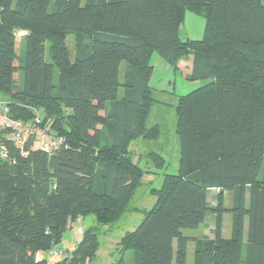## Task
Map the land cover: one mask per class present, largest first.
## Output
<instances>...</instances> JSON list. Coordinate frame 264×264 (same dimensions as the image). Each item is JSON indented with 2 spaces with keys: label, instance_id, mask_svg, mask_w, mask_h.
Here are the masks:
<instances>
[{
  "label": "trees",
  "instance_id": "1",
  "mask_svg": "<svg viewBox=\"0 0 264 264\" xmlns=\"http://www.w3.org/2000/svg\"><path fill=\"white\" fill-rule=\"evenodd\" d=\"M187 12L207 21L202 43L180 37ZM154 53L175 69L191 55V80L212 81L178 99L179 172L151 190L156 204L122 237V251L134 250L135 264H187L192 238L183 231L213 213L214 238L193 239L195 264H264V0H0V97L11 118L39 116L65 139L51 155L23 156L8 143L10 158L0 159V264H47L37 253L59 247L89 216L97 226L58 264L95 257L99 228L120 221L145 174L131 142L159 136L158 126L148 127ZM221 189L233 193L232 208L223 194L209 204V191ZM226 212L230 238L222 234Z\"/></svg>",
  "mask_w": 264,
  "mask_h": 264
},
{
  "label": "rangeland",
  "instance_id": "2",
  "mask_svg": "<svg viewBox=\"0 0 264 264\" xmlns=\"http://www.w3.org/2000/svg\"><path fill=\"white\" fill-rule=\"evenodd\" d=\"M53 9V3L51 5ZM23 33L18 34L17 50L19 52L20 61L25 58V42L22 41ZM180 37L183 40L188 39V33L185 25L181 28ZM67 46L74 58L76 42L75 36L69 35L67 38ZM191 55L183 58L177 69L166 63L158 53H154L151 64L154 68L150 79V86L153 90L155 103L152 106L151 114L148 120V127H159V136L155 140H144L138 138L131 142L129 150L133 156L134 162L144 170L145 174L142 178L141 185L137 188L136 194L129 204V210L124 213L119 222L112 226H101L98 230L99 247L95 257L88 260L86 264H113L123 258L124 264H135L136 252L134 250L122 251L120 240L128 232H134L145 218V212H149L156 204L157 199L151 194L152 189H160L163 185L166 175H176L179 172V151L180 143L176 133L177 115L176 108L179 98L188 95L197 90L201 86L206 85L212 80L207 81H192L188 73L190 70ZM46 59L49 60L47 54ZM129 70L126 63L121 64L119 80L121 84L125 82V74ZM18 87L23 86L22 71L19 74ZM55 82H58V72L55 74ZM125 91L123 87L119 88L118 98L124 97ZM2 100V98L0 97ZM151 153L158 154L165 159V165L159 167L152 159ZM264 166L259 174V179L263 180ZM249 190L247 191V195ZM212 200L215 199V194ZM224 205L227 208L232 207V192L223 194ZM213 201H210V204ZM248 205V199L246 200ZM231 206V207H230ZM215 220V219H213ZM247 220V219H246ZM212 216H208L198 229L184 230L186 236L202 238L209 236ZM82 226L86 229L97 226L96 219L93 216L85 218ZM223 237L230 238L232 236V214L226 212L223 216ZM74 242L76 239L71 237L69 232L65 235L62 244L57 247V250L63 251L68 256L60 258H51L47 262L49 264H58L66 258H70L74 251ZM243 256L246 255L247 239L244 236L243 241ZM74 244V245H73ZM194 243H189L187 264H194Z\"/></svg>",
  "mask_w": 264,
  "mask_h": 264
},
{
  "label": "built area",
  "instance_id": "3",
  "mask_svg": "<svg viewBox=\"0 0 264 264\" xmlns=\"http://www.w3.org/2000/svg\"><path fill=\"white\" fill-rule=\"evenodd\" d=\"M9 113V107L0 99V159L10 158L8 143L19 149L23 156L28 155L31 151H41L51 155L65 145L63 137L57 136L49 128L41 126L42 119L39 116L32 121H24L11 118ZM27 147L29 148L27 149ZM76 248L77 245L74 250ZM64 256H68V253L65 254L56 248L46 253H37L36 262ZM47 264L49 263L47 262Z\"/></svg>",
  "mask_w": 264,
  "mask_h": 264
},
{
  "label": "crops",
  "instance_id": "4",
  "mask_svg": "<svg viewBox=\"0 0 264 264\" xmlns=\"http://www.w3.org/2000/svg\"><path fill=\"white\" fill-rule=\"evenodd\" d=\"M190 67H189V71L188 73L191 74L192 73V56L190 57ZM182 62V61H180ZM179 62V65L181 64ZM213 194H215V199L212 200V197L214 196ZM224 195L227 194V191H225L223 193ZM220 195V190H210L209 191V204H210V201H213V203H211V207H216L217 205V200H218V197ZM248 199V202H249V193L248 195L246 196V200ZM223 200H224V197H223ZM233 197H232V204H233ZM226 207V206H225ZM231 207V206H230ZM227 208V207H226ZM232 208V207H231ZM227 209H230V208H227ZM230 213V212H229ZM232 214V213H231ZM208 216H212V221H211V226H210V230L208 231L209 232V236H206V237H202V238H197V237H193V236H189L192 238V241L190 243H194L195 245V250H196V242L193 241V239H196V240H202V239H213L214 238V230H215V214L211 213L209 214ZM208 216L205 220V222L207 221L208 219ZM85 219H79L75 224H73V226L71 227V229L69 230V234L71 235V237L75 238L76 239V242H74V246L78 245L81 240H82V237H83V232L85 230V228L82 226L83 222H84ZM198 229V228H197ZM247 230H248V219L245 221V229H244V236L246 235V239H247ZM244 241V239H243ZM244 244V243H243ZM195 250H194V264H195ZM188 254V253H187Z\"/></svg>",
  "mask_w": 264,
  "mask_h": 264
},
{
  "label": "water",
  "instance_id": "5",
  "mask_svg": "<svg viewBox=\"0 0 264 264\" xmlns=\"http://www.w3.org/2000/svg\"><path fill=\"white\" fill-rule=\"evenodd\" d=\"M207 21L205 18L187 12L185 17V27L188 33V38L193 43H202L205 36ZM225 190L221 189L220 194H223Z\"/></svg>",
  "mask_w": 264,
  "mask_h": 264
}]
</instances>
